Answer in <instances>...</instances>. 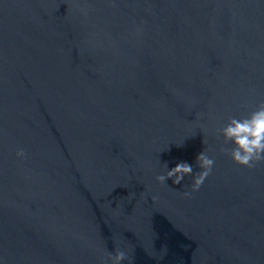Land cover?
Masks as SVG:
<instances>
[{"label": "water", "instance_id": "95a60500", "mask_svg": "<svg viewBox=\"0 0 264 264\" xmlns=\"http://www.w3.org/2000/svg\"><path fill=\"white\" fill-rule=\"evenodd\" d=\"M261 103L264 0H0V264H264Z\"/></svg>", "mask_w": 264, "mask_h": 264}, {"label": "clouds", "instance_id": "9594fccd", "mask_svg": "<svg viewBox=\"0 0 264 264\" xmlns=\"http://www.w3.org/2000/svg\"><path fill=\"white\" fill-rule=\"evenodd\" d=\"M217 131L222 132L226 142L232 141L235 144L234 148L222 150L229 152L238 164L253 168L256 162L264 161V103H261L248 117L230 118L229 123ZM17 155L24 157V150L20 149ZM214 163L205 151L198 154L197 164L203 171L194 176V183L191 185L194 191L200 188L205 178L211 173ZM192 174L193 167L186 162H181L168 170L166 175L157 176V180L164 183L168 178L174 177L173 183L180 184L186 175ZM184 194L190 195L187 192ZM108 258L111 259L112 264H121L127 255L124 251L118 250L114 256L108 253ZM103 264H107V260L103 261Z\"/></svg>", "mask_w": 264, "mask_h": 264}]
</instances>
